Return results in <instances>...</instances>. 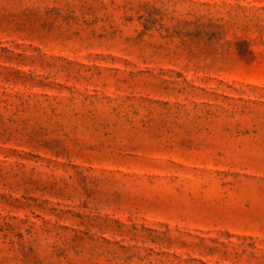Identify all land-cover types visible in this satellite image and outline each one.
I'll list each match as a JSON object with an SVG mask.
<instances>
[{
	"label": "rangeland",
	"instance_id": "rangeland-1",
	"mask_svg": "<svg viewBox=\"0 0 264 264\" xmlns=\"http://www.w3.org/2000/svg\"><path fill=\"white\" fill-rule=\"evenodd\" d=\"M0 264H264V0H0Z\"/></svg>",
	"mask_w": 264,
	"mask_h": 264
}]
</instances>
